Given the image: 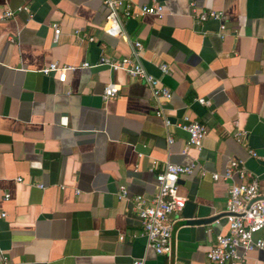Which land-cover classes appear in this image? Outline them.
<instances>
[{
  "label": "crops",
  "instance_id": "crops-1",
  "mask_svg": "<svg viewBox=\"0 0 264 264\" xmlns=\"http://www.w3.org/2000/svg\"><path fill=\"white\" fill-rule=\"evenodd\" d=\"M125 1L160 4L164 16L122 20L115 37L103 33L102 0H0V13L28 9L0 20V264H199L214 236L226 233L231 182L210 175L241 161L264 198V167L248 155L264 156V0ZM191 6L222 12L224 36L216 21L195 24ZM134 43L142 48L141 67L171 93L162 106L169 126L155 116L147 86L121 72L77 68L63 79L38 72L51 63L130 57ZM160 64L168 74H160ZM108 84L119 91L103 101ZM184 115L206 135L200 150L181 154L187 135L176 125ZM235 131L244 134L240 143ZM192 162L177 194L194 207L193 217L217 220L184 224L181 210L173 216L171 256L156 255L131 205L115 193L122 185L129 197H150L166 163ZM244 264H264V252L248 253Z\"/></svg>",
  "mask_w": 264,
  "mask_h": 264
},
{
  "label": "built area",
  "instance_id": "built-area-1",
  "mask_svg": "<svg viewBox=\"0 0 264 264\" xmlns=\"http://www.w3.org/2000/svg\"><path fill=\"white\" fill-rule=\"evenodd\" d=\"M102 5L106 9L103 33L109 36L122 35V20L130 18L151 16L161 19L164 16L163 7L157 3L149 5H137L125 0H102ZM28 12L27 7H19L15 10L5 9L0 13V20L12 18L18 12ZM191 18L195 24H202L206 21H216L219 24V36L222 38L226 32L225 17L220 11L199 10L191 6ZM53 39L59 35V28L51 25ZM74 34H78L75 31ZM89 41H92L90 38ZM141 45L134 43L130 57L111 59L99 57L93 63H82L79 67L60 66L51 63L38 72L41 75L59 73L60 78H64L67 71L75 69H93L103 67L111 72H121L131 79L143 82L149 89L152 99L156 102L155 116L160 118L164 126H169V122L162 114V106L171 98L170 91L152 75L145 72L138 59L141 53ZM162 75L169 72L167 65L160 64L157 67ZM119 88L115 85H105L101 99L107 101L117 95ZM200 105L208 107L210 104L203 99H196ZM66 117H60L59 124L66 125ZM177 128L186 133L187 139L181 154L189 148L200 150L202 141L206 135L205 126L188 116L184 115L182 123L176 125ZM244 134L235 131L233 137L240 143ZM172 139L167 137V144ZM248 155L257 161L264 162V156L258 157L253 151H248ZM196 164L194 162L187 166H180L166 163L162 170L154 175L155 192L150 197L135 195L129 197L126 188L120 185L115 193L118 201H128L131 209L139 220L140 234L146 241V246L160 256H170V231L173 224V216L177 215L184 208L186 199L177 194L178 180L182 176H189L193 173ZM204 171H200L203 176ZM212 181H230L225 203V227L226 233L216 234L213 244L206 251L204 260L199 264H244L248 253L254 251L264 252V198L258 190L257 180L250 177L241 161H228L223 173L210 175ZM232 178H237L238 183H232ZM15 182H20L15 179ZM39 187V186H38ZM41 188V187H40ZM8 200V195L3 196V201ZM5 214L0 212V218ZM129 264H144L142 259L132 260Z\"/></svg>",
  "mask_w": 264,
  "mask_h": 264
},
{
  "label": "water",
  "instance_id": "water-1",
  "mask_svg": "<svg viewBox=\"0 0 264 264\" xmlns=\"http://www.w3.org/2000/svg\"><path fill=\"white\" fill-rule=\"evenodd\" d=\"M244 140L245 139H243V142H244ZM258 163H259V165H261L262 167H264V162L258 161ZM187 204H185V207L182 209V215L184 216V218L186 220V221H184V224H189V225H202L203 224L204 225V224L213 223L214 221L217 220V217L216 216H212V217H200V218L193 217L194 207L192 205H190V207H189V206H187ZM171 258L172 257H170V259Z\"/></svg>",
  "mask_w": 264,
  "mask_h": 264
}]
</instances>
